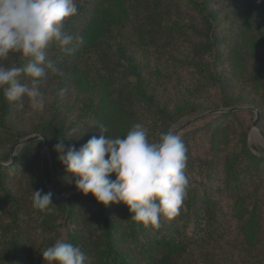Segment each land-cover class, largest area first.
<instances>
[{"label": "trees", "instance_id": "16d2710c", "mask_svg": "<svg viewBox=\"0 0 264 264\" xmlns=\"http://www.w3.org/2000/svg\"><path fill=\"white\" fill-rule=\"evenodd\" d=\"M90 2V7L86 6L87 1L81 4L78 14L65 26L77 30L73 34L84 39L77 46L83 65L76 78L93 77L96 92L88 94L97 97V107L90 101L85 104V116L91 120L85 123L84 130L73 131L62 118L54 117L36 130L46 140L54 173L47 160L43 170L49 182L53 179L57 194L65 191L66 181L72 177L54 151V145L61 139L66 147L74 145L78 149L92 136L101 134L96 124L103 123L108 128L107 135L114 138L126 135L133 124L141 123L149 128V139L155 141L161 132H167L200 107L185 102L168 110L157 99V88L153 91L145 84L142 60L128 53L123 41L142 45L147 38L154 42L160 39L163 49L170 51L178 39L194 37L193 34L204 38L192 26L179 22L185 11L187 15L196 11L209 30L213 27V14L206 18L197 0ZM214 35L194 41L187 54H173L176 65L199 75L200 86L193 90L204 89V84L216 80L223 89L228 87L216 70L220 47ZM241 46L242 42L235 44L234 49ZM163 49L156 50L159 54ZM24 63L25 59L21 58L15 66L23 68ZM153 70L154 74L162 75L158 64ZM253 79L263 87L259 79ZM157 83H163L161 76ZM5 88H0V137L7 140L17 134L4 128V119L13 105L4 96ZM238 114L221 113L201 128L186 132L185 137L210 130L220 120L236 119ZM247 136V131L241 130L237 145L219 158L198 160L188 156L187 196L179 214L171 219L162 217L158 230L133 221L125 204L104 206L91 193L85 196L78 192L62 200L52 197L55 207L51 213L33 208L32 191L47 193L48 190L35 156L18 155L11 166L0 165V264H47L41 251L56 239L79 246L88 257L86 264H183V255L200 245L222 244L238 235L248 245L254 244L264 228V155L259 157L250 151ZM39 145L30 142L22 150H37ZM6 155L5 161L10 152ZM16 178L23 179L21 188L16 189ZM213 187L227 198L223 207L208 193Z\"/></svg>", "mask_w": 264, "mask_h": 264}, {"label": "rangeland", "instance_id": "374dc122", "mask_svg": "<svg viewBox=\"0 0 264 264\" xmlns=\"http://www.w3.org/2000/svg\"><path fill=\"white\" fill-rule=\"evenodd\" d=\"M86 1V6L90 7L92 4L90 0H77L78 9ZM197 1L201 4L203 15L206 18L210 19L209 14L215 16L212 20V29H207L205 21L196 11L189 12L190 15H187V11H185L186 14L182 15V20L179 19V22L186 26H192L204 38L212 37L215 34L214 37L220 47V58L216 62L218 65L216 70L227 81L226 89H223L221 83L216 80L214 83L204 84V89L200 87L198 90H193L200 86L197 81L199 75L193 73L191 69L175 64L173 54L189 53L194 41L204 40L203 37H199L200 35L193 34L194 37L178 39L177 45H174L170 51L163 49L160 39L158 42H154L153 39L147 38L142 45L132 41H123L127 45V52L134 55L136 60H142L141 69L145 77V84L150 90L154 91L157 88V99L168 110L185 102H189L193 106H200L197 112L187 114L171 128L212 111L232 108L244 109L236 112L239 113L236 119L220 120L217 122L218 125L210 130H203L185 137L186 132L201 128L204 123L213 121L221 113L206 116L188 127L176 131L187 146L189 157L198 160H207L213 156L221 157L224 151L231 150L237 145L241 130L247 131V145L250 151L256 156H263L264 0H205V3H202L203 0ZM72 20L73 17L69 18L65 24ZM65 30L72 34L77 32L69 26H65ZM241 42L243 46L237 47L235 50L234 45H239ZM157 48L163 49L162 53L158 54ZM47 54L62 75H49L43 84L41 91L45 94L46 103L42 111L32 113L27 98L21 102L12 103V111L5 117L3 124L7 131L17 135L11 137L12 139L7 137V140L0 137V165L2 166H11L18 155L26 154L28 158L35 156V162L40 172L41 170L44 172L43 163L47 160L53 174L52 160L46 140L36 130L42 123L53 117L62 118L71 130H84L85 123L91 120L88 115L85 116V104L90 101L94 107H97V97L88 94L96 92L93 77H86L84 80L76 78L78 69H82L83 65L79 60L77 47L72 54H65L57 46L50 45ZM158 56L160 58H157ZM20 59L18 54L12 53L6 60L0 61V64L12 67ZM27 63L28 59H25L24 67ZM155 64L161 68L162 75L154 74ZM73 70L75 71L72 72ZM160 76L163 83H157V78ZM253 78L259 79L263 87H260ZM19 79L24 80L23 75ZM18 103H23L24 107L20 108ZM247 108H254L260 112L257 129L252 128L256 115L254 112L246 110ZM252 132L255 133L254 136H251ZM35 136H41L34 141L40 143L37 150H22L27 144L21 146L20 143ZM17 137L19 139L14 141ZM43 143L46 147L43 146ZM7 152H10V157L5 161ZM12 156H14L13 161ZM32 163L34 164V162ZM111 178L115 179V175L113 174ZM23 183V179L16 178V189L21 188ZM66 183L67 188L60 194L53 190V179L50 182L47 180L45 186L48 192L53 193L55 199L79 192L75 187L73 176ZM208 193L218 199L222 207L228 201L217 187L211 188ZM181 260L183 264H264V228L262 236L256 239L252 245H248L238 235L222 244L197 246L183 255Z\"/></svg>", "mask_w": 264, "mask_h": 264}, {"label": "clouds", "instance_id": "9594fccd", "mask_svg": "<svg viewBox=\"0 0 264 264\" xmlns=\"http://www.w3.org/2000/svg\"><path fill=\"white\" fill-rule=\"evenodd\" d=\"M77 0H0V61L10 54L28 59L25 67L0 64V88L9 103L27 98L32 113L46 103L41 88L49 75H62L49 58L47 49L57 46L72 54L83 37L65 30V22L78 14ZM23 75L24 80L19 79ZM23 108V103H18ZM99 136H92L78 149L54 145L57 159L75 178L76 189L89 193L104 206L123 203L133 221L158 230L161 218H174L187 196L188 148L172 129L149 139V128L135 123L124 136L107 135L108 128L96 124ZM75 131V130H73ZM115 179H112V175ZM52 192L32 191L33 208L51 213ZM42 252L47 264H86L81 248L56 239Z\"/></svg>", "mask_w": 264, "mask_h": 264}, {"label": "water", "instance_id": "95a60500", "mask_svg": "<svg viewBox=\"0 0 264 264\" xmlns=\"http://www.w3.org/2000/svg\"><path fill=\"white\" fill-rule=\"evenodd\" d=\"M240 110H244V109H243V108H232V109H228V110L212 111V112H209V113L204 114V115H202V116H199V117H197V118H195V119H193V120L187 121L186 123H184V124H182V125H181V124L176 125V126H174L173 128H171V129H172L173 131L176 132V131H178L180 128L188 127V126L191 125L192 123H195V122L199 121L200 119H202V118H204V117H206V116H210V115H213V114H219V113L237 112V111H240ZM246 110L255 113L256 117H255V119H254V121H253V123H252V128H253V129H257L258 121H259V117H260V112L257 111V110L254 109V108H247ZM261 137H263V136L261 135ZM39 138H41V136H35V137L30 138V139H28V140H26V141H24V142H21L20 145L23 146V145L28 144V143H30V142H34V141L38 140ZM43 146L46 147L45 143H43ZM13 160H14V156H12V161H13ZM41 175H42V177H43V179H44V183L46 184V183H47V179H46V176H45V174H44V172H43L42 170H41ZM65 197H66V196H64V197H62V198H60V199L62 200V199L65 198Z\"/></svg>", "mask_w": 264, "mask_h": 264}, {"label": "bare ground", "instance_id": "6f19581e", "mask_svg": "<svg viewBox=\"0 0 264 264\" xmlns=\"http://www.w3.org/2000/svg\"><path fill=\"white\" fill-rule=\"evenodd\" d=\"M254 134H255V133H254V132H252L251 136H254Z\"/></svg>", "mask_w": 264, "mask_h": 264}]
</instances>
